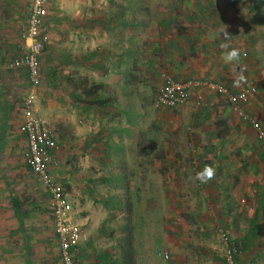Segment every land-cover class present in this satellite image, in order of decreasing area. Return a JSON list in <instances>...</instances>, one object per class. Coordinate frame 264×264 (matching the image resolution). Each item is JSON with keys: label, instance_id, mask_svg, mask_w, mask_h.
<instances>
[{"label": "rangeland", "instance_id": "1", "mask_svg": "<svg viewBox=\"0 0 264 264\" xmlns=\"http://www.w3.org/2000/svg\"><path fill=\"white\" fill-rule=\"evenodd\" d=\"M31 2L7 0L4 13L0 14L1 22L7 26L0 32L5 37L0 39V264H64L50 196L33 175L24 153L23 108L32 89L35 95L32 108L36 114L50 117L58 134L56 171L72 205V221L81 233L77 245L72 246L75 264H95L104 252L110 262L120 260L128 211L133 218L137 264H175L178 253L167 251L158 242L157 234L164 231L181 233L182 236L176 233V238L188 242L180 264H227L225 243L217 231L225 222L230 225L231 236L243 240L239 264H264V144L225 96L213 91L200 103L195 96L190 98L193 107L189 109L185 108L189 102L177 109L155 108L153 100L159 87L148 79L146 82L140 74L130 81V139L123 141L125 157L114 152L99 162H94L92 156L86 159L84 152L78 151V140L66 138L62 121L54 118L55 112L70 115L72 119L78 112L74 106L68 108L63 104L60 84L61 71L66 66L63 60L73 61L71 56H63V48L70 55L81 52L84 42L97 31L85 28L83 17L90 19V24L99 23L105 16L107 20L127 18L134 34L148 36L159 26L162 30L165 22L171 28L182 23L187 27L197 26L190 19L197 14L196 8L213 7L216 11L227 6L234 11L229 18L234 17L240 27L249 30L250 42L264 61V0H47L40 35L42 51L47 48L45 38L49 36L60 44V51L59 56H49L54 60L52 63L42 56L43 79L36 88H32L25 66L13 64L26 51ZM205 17L198 15L203 20ZM108 32L116 34L115 30ZM133 67L130 63V68ZM51 70L61 79L56 84L49 76ZM83 81L81 93L85 87H91L85 77ZM54 87L61 90L55 94L60 104L56 110L49 111L48 89ZM94 92L92 89L91 94ZM217 101L221 110L202 111L205 104ZM192 108L193 113L201 112L199 124L194 123L192 116L194 122L189 120ZM260 111L261 115L255 116L264 122V109ZM209 113L211 119L207 117ZM177 117H181L178 118L181 123L173 125L172 119ZM75 120L78 122V116ZM201 132L206 133L204 139ZM110 134V131L102 133L101 138H108V143L110 139L120 143L115 139L117 133ZM71 142L74 148L69 145ZM205 165L213 166L216 175L208 183H200L195 180V174ZM164 183L165 195L156 189ZM84 184L89 188L85 189ZM77 185L82 189L74 190ZM170 198L177 203L178 215L170 219L173 222L166 221L175 209L169 211ZM87 201L94 205L83 208ZM105 201L108 206L103 204ZM101 203L106 208L92 217V208L101 207ZM120 203L125 205L119 207ZM13 205L21 208L23 229ZM216 214L224 217V223L215 219ZM230 217L234 218L232 224L228 221ZM92 223L96 231L90 230ZM98 232L107 234L94 237ZM247 232L252 236L245 244ZM148 246L153 248L149 256L152 260L145 261Z\"/></svg>", "mask_w": 264, "mask_h": 264}, {"label": "crops", "instance_id": "2", "mask_svg": "<svg viewBox=\"0 0 264 264\" xmlns=\"http://www.w3.org/2000/svg\"><path fill=\"white\" fill-rule=\"evenodd\" d=\"M6 1L7 0H0L1 15L4 13L3 5H6ZM196 10L197 14H195V17H190V19L197 22V26L191 25L187 27L186 24L182 23L181 25L178 24V26L171 28L172 26L165 22V26L163 25L162 30L159 26L153 30L150 35L146 32L148 36H144L141 33L140 35L134 34L130 29V20L127 18H119V20H117V18H112L107 20V16H103L104 18H102L99 23L93 22L92 24H90V19L85 17L82 18L85 21V28H91L97 31H95V36L88 37L87 42H84V49L81 52H77L76 54L72 53L70 55L69 51L67 52L63 48V56H71L73 61L70 59L63 60L66 66L61 71L63 81L60 84L63 90V104L68 108L74 106L78 112H75L73 119L70 115H63L58 112H55L54 118L62 121V125L65 127L64 135L66 138L70 136L69 139L71 141L74 139L78 140V151H83L86 155V159L92 156L95 160L94 162H99L100 160L104 161V158H110L114 152H116L117 155L125 157L126 146L123 144V141L130 139V117L128 116L130 109V81H135L136 78H139L140 74L144 77L145 81L148 79L154 85H158L159 88L164 84L162 75L165 72L170 73L177 80H187L197 77L220 82L228 86L232 92H237L247 85H255L257 87V92L249 96L246 104L248 109H246V107L245 109L250 111V114L253 112V116L261 115L260 110L264 109V61H262V58L257 53L258 48L256 46L254 48L253 44L250 42L249 30L240 27L238 22L234 20V17L229 18V15L234 14V11L227 6L224 10L217 9L215 11L213 7H208L206 9L196 8ZM199 14H205V20L198 18ZM9 25L12 27L11 24ZM225 25L227 26L226 31L230 34L228 41L230 46L240 51L239 60L230 63L226 62L224 59L227 50L221 47V44L224 42L222 32ZM5 27L7 26H5L4 22H1L0 19V32H2ZM109 29H111V32L115 30L116 34H110L108 32ZM1 38L5 37H2L0 34V39ZM45 40L47 48L45 51H42L40 55L41 59L42 56H46L45 59L48 61L49 56H59L60 47H58V45L60 44L50 36L46 37ZM26 43L27 39L25 38L24 45L27 48ZM252 43H254V41ZM145 45L146 47H144ZM64 50L66 52H64ZM49 61L52 63L54 60L49 59ZM47 63L49 64V62ZM130 63L134 65L133 68H130ZM42 66L43 64H41V68L44 69V66ZM54 68L57 70V67ZM70 68L79 69L80 72L77 70L71 72ZM51 71L52 72H49V76H52V80H54L56 84L57 81L61 79L58 78L59 75H53V70ZM241 72L245 80L236 83ZM130 75H132V79ZM84 77L91 87H85L84 93H81L80 85L84 82ZM87 78H90V80ZM91 78L94 80L91 81ZM92 89L95 90L94 94H91ZM59 91L61 90L57 87L48 89L47 107L49 111L50 109L51 111H54L53 109L56 110L58 104H60L56 97L57 95H55L58 94ZM208 92H213V90L194 87L191 91V99L195 96L200 103L204 100ZM72 95L73 97H71ZM191 103L192 102H189L185 108L189 109L193 107L190 106ZM217 103L218 101L213 102V104H205L202 111H207L209 109H212L213 112L221 110V106ZM222 108L225 109L224 107ZM193 109L194 108L188 113L189 120L191 118L194 122L195 119L194 123L198 121L197 123L199 124V121L202 120L200 118L201 112L198 111L197 113H193ZM209 114L211 115V113ZM122 115L126 116L122 117ZM210 115L207 116L209 119L212 117V115ZM41 116H45L51 122L50 117L47 115ZM76 116H78V122L75 120ZM191 116L194 119H192ZM228 116L231 117L232 114ZM178 118L181 117H177V120L176 118L172 119L173 125L181 123ZM113 122L115 124H113ZM207 122L206 120V123ZM262 123L264 124V122ZM116 124H122V126H112ZM168 124L171 125L170 122H168ZM107 131L111 132L110 135L117 133L115 139H118L116 141H120V143H114L113 139H110L108 143V138H101L102 133L104 134ZM205 136L206 133L201 132L200 137L204 139ZM96 144L98 146H96ZM69 145L72 147L73 143L71 142ZM58 150L59 148L57 149V153ZM107 162H109L108 159ZM83 186L85 189L89 188L87 184ZM77 188L80 190L82 189V187L77 185L74 187V190L77 191ZM156 189H158V192H162L163 195H165L164 192L167 193L165 191V189H167L166 183L162 186L159 185ZM170 200L172 201L169 202L171 205L169 211H172L173 207L175 209L174 213L167 215L168 220L166 221L173 222L174 220L170 219H172V217L176 218V215H178V213H175L177 203L176 200L174 201V198H170ZM107 202L108 201H105L103 204L108 206ZM177 202L180 203V201ZM103 204H100L101 207L92 208V217H94L97 212H101L102 208L105 207H102ZM162 204L166 205L165 203ZM91 205L94 204H89L88 201L82 204L83 208H87L88 206L91 207ZM124 205V203H120L119 207H123ZM13 207L15 209L14 214L18 218L17 221H19V225L23 229L24 220L21 214V208L18 207L20 215L15 205H13ZM78 210L79 208H77V211ZM182 213L183 212H180L181 215ZM215 219H219L220 223H224L225 221L224 217L220 214H216ZM233 220L234 218L232 217L228 219L230 224H232ZM236 223L238 224L239 220H237ZM223 227H227V231L230 232V225H227L226 222ZM102 229L103 227L101 231ZM90 230L96 231L95 224L92 223ZM100 232H98L97 236L94 235V237L98 238L99 235L102 237L107 234ZM176 233L178 232L174 234L169 231H167V233L165 231L163 233L159 232L157 237L160 238L158 242L167 248V251L169 250L171 253H175V255L178 253L175 264H180L182 263L181 261H183V253L186 251L188 242L176 238ZM249 233L250 232H247L245 234V244L249 242L252 236V234ZM178 234L182 236L181 233ZM152 252L153 248L148 246L146 249L147 255L145 256V261H149V258L152 260V258L149 257ZM104 253L95 260V264L120 263L121 259L110 262L106 257L107 253ZM172 264L174 263L172 262Z\"/></svg>", "mask_w": 264, "mask_h": 264}, {"label": "built area", "instance_id": "3", "mask_svg": "<svg viewBox=\"0 0 264 264\" xmlns=\"http://www.w3.org/2000/svg\"><path fill=\"white\" fill-rule=\"evenodd\" d=\"M46 2L47 0H32L25 35L27 48L25 53L16 58L13 63L25 66L32 88L38 87L42 82L40 55L43 43L40 35L44 28ZM163 78L164 84L154 97L155 108H180L189 102L192 88L210 89L224 95L238 115L245 122L251 124L258 139L264 143V124L244 108L249 96L257 92L255 85H247L237 92H232L223 83L203 78L193 77L187 80H177L168 72L163 73ZM34 97V89H32L23 108V131L26 138L25 158L33 175L40 184L45 186L50 196L64 264H75L72 246L77 245L81 239V233L79 227L75 226L72 221V205L56 171L58 167V137L51 122L45 116L36 114L32 108ZM218 233L225 243L226 263L238 264L237 257L242 248V241L231 236L230 232L223 227L218 228Z\"/></svg>", "mask_w": 264, "mask_h": 264}, {"label": "trees", "instance_id": "4", "mask_svg": "<svg viewBox=\"0 0 264 264\" xmlns=\"http://www.w3.org/2000/svg\"><path fill=\"white\" fill-rule=\"evenodd\" d=\"M256 2V0H255ZM257 2H259V0H257ZM114 19L117 18V20H119V16L118 17H112ZM110 18V19H112ZM131 24V22H130ZM43 32V31H42ZM43 50V49H42ZM41 59V57H40ZM41 76H42V79H43V74H42V68H41ZM29 77V75H28ZM154 102V100H153ZM247 103V102H246ZM232 106V105H231ZM233 107V106H232ZM245 108V106H244ZM252 115V114H251ZM240 117V116H239ZM255 117V116H254ZM241 118V117H240ZM242 119V118H241ZM251 125V124H250ZM54 132L56 133V129L55 127H52ZM253 128V127H252ZM57 137H58V134L56 133ZM257 135V134H256ZM219 137H221L219 135ZM223 137V136H222ZM262 142V141H261ZM263 143V142H262ZM264 144V143H263ZM31 169V168H30ZM17 210H18V206L16 207ZM130 208H131V204H130ZM19 212V210H18ZM129 214L127 215V222L126 224L123 226V230L126 232V234L124 235V238H123V244H122V252H121V262L120 264H137V257H136V247H135V235H134V227H133V224H132V215H131V212L128 211ZM20 214V212H19ZM21 215V214H20ZM221 227V226H219ZM217 227V228H219ZM223 227V226H222ZM224 229H226L225 227H223ZM227 230V229H226ZM218 231V229H217ZM243 241V240H242ZM237 260H238V257H237ZM238 264H239V261H237Z\"/></svg>", "mask_w": 264, "mask_h": 264}, {"label": "clouds", "instance_id": "5", "mask_svg": "<svg viewBox=\"0 0 264 264\" xmlns=\"http://www.w3.org/2000/svg\"><path fill=\"white\" fill-rule=\"evenodd\" d=\"M227 26L225 25V28L222 32V35L224 37V42L221 44V47L226 51V55L224 57L226 62H234L238 61L240 58V51L239 49L235 47H231L229 41L230 34L226 31ZM245 80V77L243 73L241 72L239 79L236 81V83H240ZM216 175V169L213 166L205 165L203 169L196 172L195 174V180L199 181L200 183H208L212 179H214Z\"/></svg>", "mask_w": 264, "mask_h": 264}]
</instances>
